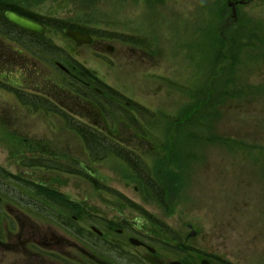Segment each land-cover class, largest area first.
<instances>
[{"label":"rangeland","instance_id":"374dc122","mask_svg":"<svg viewBox=\"0 0 264 264\" xmlns=\"http://www.w3.org/2000/svg\"><path fill=\"white\" fill-rule=\"evenodd\" d=\"M14 1L54 26L46 34L53 55L30 81L41 90L34 93L45 96V111L36 112L15 94L32 92L26 90L28 75L15 64L18 59L0 56V212L21 219V200L29 197V204L50 221L54 208L31 197L54 189L76 203L79 227H88L87 220L100 224L109 219L152 234V246L159 251L155 264H197L201 255L221 264H264V0L240 7L238 20L228 26L224 0ZM69 27L87 31L92 44L77 47L64 36ZM0 38V54L9 52L5 44L11 41L1 32ZM64 61L83 65L105 92L122 93L153 114L134 111L151 131L145 146L133 139L134 132L140 133L133 124L132 134L123 129L117 136L140 157L149 146L159 153L163 144L173 147L167 161L154 156L139 168H151L156 176L160 168L158 176L171 190L163 204L144 192L121 158L98 153L96 163L88 156L72 121L90 108L71 93L74 88L82 93V84L61 86L66 77L56 64ZM78 74V82L90 81L82 71ZM118 104L125 106L124 101ZM22 114H29L25 125ZM82 124L94 129L89 130L93 138L109 137L95 116ZM38 143V152L16 149ZM73 165L81 166L80 174ZM51 166H65L71 173ZM29 183H38L39 189ZM189 224L197 236L186 240ZM33 225L50 233L48 227ZM5 237V242H16L17 235Z\"/></svg>","mask_w":264,"mask_h":264},{"label":"flooded vegetation","instance_id":"af4514ba","mask_svg":"<svg viewBox=\"0 0 264 264\" xmlns=\"http://www.w3.org/2000/svg\"><path fill=\"white\" fill-rule=\"evenodd\" d=\"M253 1L254 0H247L246 6L248 7L252 5ZM230 23L231 21L228 19L227 24L229 25ZM18 30L23 34V36L14 38V35L11 34L9 38H5L12 43L6 42L5 49L9 52H2L0 56L2 58H5L7 55L16 57L18 59V63L15 62V64L23 68L25 75H28L26 81L28 88L26 90L32 92L23 91L22 96L29 98L26 95H31L32 98H36V101H29L28 99L25 100V98L22 100L21 98L17 97L20 102L22 101V104L24 103L25 105L31 106L35 112L37 110L45 111V96L44 94L41 95L40 93H34L35 89L39 90L40 88L38 86L33 88L32 84L30 86V81L34 79V77L38 76L40 70H42L40 64L43 63L44 65L46 62H48L46 53L50 54L53 52V50L49 51L50 53L46 52V49H50L51 46L46 44L44 38L49 36H40L31 33L28 34L23 30ZM28 38H35L39 41H31L34 43L32 46ZM13 42L17 44V47H14ZM36 43L38 44L36 45ZM1 45H4V43ZM40 47L41 49H44L43 53H39ZM36 48L38 49L37 52ZM31 54L35 56H31V58H29ZM58 64L60 63L56 64L57 67L69 77L70 87L76 83L79 84L77 80H80L78 76V73H80V68L76 65V63L67 65V63L64 61L62 64L67 68V71L61 69ZM81 84L84 88L82 93L79 94L75 88L72 89L71 93L80 100L85 101V103L89 105L90 109L87 110L88 115L78 114L82 119H75V121H72L75 129L78 125V122L86 123L87 121L92 120L93 111L95 108L93 98L94 96L104 97L105 93L102 87L93 85L88 81L81 82ZM74 91L77 93H74ZM57 106L59 107L58 109H61L60 105L57 104ZM127 106L130 105L127 104ZM122 108L124 109L125 107ZM53 112L55 116H59V114H57L58 111ZM72 112H74V110ZM21 117V121L23 125H25L29 114H27V116L22 114ZM34 117H36V115ZM59 117L61 120L68 119L65 115H61ZM26 132L29 135L31 133L28 131ZM73 132L79 137L76 131ZM87 135L90 137L91 133ZM79 138L82 140V133ZM15 139L18 141L17 138ZM41 146L42 145L38 143L30 144L24 148L18 147L16 149L17 151H31L33 149V151L38 152ZM75 167L76 166L73 165V168ZM31 198H36L39 201L49 202H56L54 200L62 199V206L50 204L51 207H56L54 210L61 216V218L56 223L45 222L42 219L35 221L34 216H42L44 213L40 208L30 205L29 202L31 200L29 197H27L26 202H24L25 208L20 211L23 218L21 226L19 227V223L17 222L16 227L17 231L20 233V236L16 238V242H0V264H117V262H128L129 264L156 263L155 257L159 251L157 248H153L152 246L153 244L150 237L152 234L148 235L146 231L139 230L137 227L130 225L128 222L116 224L109 219L103 221L100 224L87 220L89 223L88 227H79L77 225L79 223L77 219V205L71 198H64L61 196L49 197L45 195H36ZM2 200L3 198L0 197V202ZM153 201L155 203L157 202L155 200ZM6 216L11 217L10 213H6ZM0 218L2 220L4 216L0 214ZM93 223L99 226L96 227L98 230L96 232L93 230L95 227L93 226ZM33 224L48 227V232L50 233L46 234V232H44L46 231L44 228H37ZM191 226L194 228L192 224H189L187 226L188 229L192 230ZM196 236L197 234L192 237L190 233L186 240L195 238ZM182 247H184V244H182ZM181 249L182 248H179V250ZM131 250H134V252H131ZM183 253L186 252L183 251ZM189 255L191 254L189 253L188 256ZM204 261H208L209 264H221L216 263L210 257L205 255H201L199 257L197 264H202ZM171 262H181L182 264H186V262L179 260L164 261L159 264H167Z\"/></svg>","mask_w":264,"mask_h":264},{"label":"trees","instance_id":"16d2710c","mask_svg":"<svg viewBox=\"0 0 264 264\" xmlns=\"http://www.w3.org/2000/svg\"><path fill=\"white\" fill-rule=\"evenodd\" d=\"M15 12L24 16H27L29 18L38 20L43 22L44 24H46L45 21H43L42 19H38L36 16H33L31 14H27L24 11H22L17 5L16 2L14 0H0V32L3 34H7L10 29L16 28L15 26H13L12 24H10L6 18V13L7 12ZM72 29H76V30H80L83 32H87L85 30L82 29H78V28H74V27H69ZM88 33V32H87ZM1 59V58H0ZM225 58H223L221 60V62L224 61ZM80 71H82V75L84 77H88L91 80L95 81L98 84H101V81L97 79V77L89 70H86L84 68L80 67ZM111 96L113 97H104L103 99L97 98V101L94 102V112L97 115H102L104 117L103 119V126L105 130H110L109 132V137H105L104 135H101V138H93V136L90 135V137H88L87 134L89 133L90 128H88L85 125H80L77 130L79 132L82 133V137L83 140L85 142V144L88 146L89 151L92 153V156L95 158V160H99L100 158L97 157L98 153H103V155L106 156H115L117 158H121L123 160H126L131 167L133 168V170L135 171V173L137 172L142 173V170L139 169L138 165H142L143 164V160L136 154H134L133 152H130L128 149H126L125 147H123L121 145V143L119 142V135L118 133H122V130H126V131H131L133 129L132 124L135 125V130L136 131H140L141 134L144 136V139H147V136L149 135L148 132V128H145L142 123H139V121L137 119H135L133 113H131V109L133 107V105L136 106L138 112L142 115V114H150V118L153 117V114L146 108L142 107V106H137L134 102L129 101L126 97L122 96L121 94H118L117 92H115L114 94L112 92H110ZM116 99L118 100H123L125 102H130V104H132V106L130 108L127 109H117V105H116ZM99 115V116H100ZM148 115V114H147ZM136 122V124H135ZM142 125V126H141ZM123 130V131H124ZM144 139H142L141 144L144 143ZM163 149V154L154 151V153H156L159 157L162 155V157H160L161 161L160 162H165L168 159V155L165 154L167 152L171 151V147L166 146L165 144L162 145ZM173 148V147H172ZM165 154V155H164ZM130 157H134V160ZM103 159V157H102ZM160 170V168H159ZM145 172L148 173L147 177H148V184H146L148 187H152V186H156L158 188V194H169L171 193V190L168 186H164V181L163 179H161L158 176V168L156 169V174L153 172V174L151 173L153 170L149 171V170H144ZM143 171V172H144ZM134 173V174H135ZM151 175H150V174ZM153 177V178H152ZM39 189L38 186H35ZM49 189V188H48ZM151 191H153L151 188H149ZM39 194H43V195H49V196H54V197H58L60 194L53 191V190H46V192H39ZM57 204L62 203V200H59V202H56ZM45 217V216H44ZM0 233L2 234L3 231L0 230Z\"/></svg>","mask_w":264,"mask_h":264},{"label":"water","instance_id":"95a60500","mask_svg":"<svg viewBox=\"0 0 264 264\" xmlns=\"http://www.w3.org/2000/svg\"><path fill=\"white\" fill-rule=\"evenodd\" d=\"M230 6H233L232 4H230ZM7 19L13 23L14 25L22 28V29H25L27 31H30L32 33H36V34H40V35H44L45 32H46V28L33 21V20H30L26 17H23V16H20L16 13H12V12H9L7 13ZM66 35L71 38L72 40H74L78 46H81L83 44H90L92 42V39L87 36V35H84V34H81L79 32H74V31H66ZM192 235H195L194 233ZM171 264H180V263H171ZM203 264H208L207 262H204Z\"/></svg>","mask_w":264,"mask_h":264}]
</instances>
